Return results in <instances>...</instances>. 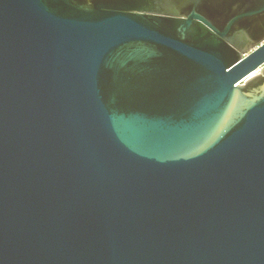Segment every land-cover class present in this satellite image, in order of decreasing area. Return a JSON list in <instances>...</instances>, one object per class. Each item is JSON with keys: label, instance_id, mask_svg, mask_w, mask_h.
I'll use <instances>...</instances> for the list:
<instances>
[{"label": "water", "instance_id": "95a60500", "mask_svg": "<svg viewBox=\"0 0 264 264\" xmlns=\"http://www.w3.org/2000/svg\"><path fill=\"white\" fill-rule=\"evenodd\" d=\"M0 264H264V0H0Z\"/></svg>", "mask_w": 264, "mask_h": 264}, {"label": "rangeland", "instance_id": "374dc122", "mask_svg": "<svg viewBox=\"0 0 264 264\" xmlns=\"http://www.w3.org/2000/svg\"><path fill=\"white\" fill-rule=\"evenodd\" d=\"M261 70H262V68H259V69H257V70H255L254 72H252V74L249 76V77H253V76H255V75H257V74H261V75H263L262 73H261Z\"/></svg>", "mask_w": 264, "mask_h": 264}]
</instances>
